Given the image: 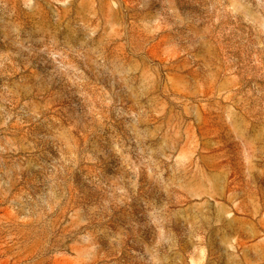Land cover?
I'll return each instance as SVG.
<instances>
[{"label":"rangeland","instance_id":"374dc122","mask_svg":"<svg viewBox=\"0 0 264 264\" xmlns=\"http://www.w3.org/2000/svg\"><path fill=\"white\" fill-rule=\"evenodd\" d=\"M0 264H264V0H0Z\"/></svg>","mask_w":264,"mask_h":264}]
</instances>
